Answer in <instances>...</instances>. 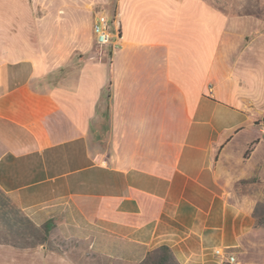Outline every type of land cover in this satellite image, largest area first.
<instances>
[{"label":"crops","instance_id":"1","mask_svg":"<svg viewBox=\"0 0 264 264\" xmlns=\"http://www.w3.org/2000/svg\"><path fill=\"white\" fill-rule=\"evenodd\" d=\"M29 1L0 45L11 204L118 260L264 264V20L211 0Z\"/></svg>","mask_w":264,"mask_h":264},{"label":"rangeland","instance_id":"2","mask_svg":"<svg viewBox=\"0 0 264 264\" xmlns=\"http://www.w3.org/2000/svg\"><path fill=\"white\" fill-rule=\"evenodd\" d=\"M108 1L106 6L113 10L116 0ZM211 2L219 9L245 10L264 20V0ZM30 4L29 0H0V45L4 46V30L11 38L19 23H28ZM107 105L105 100L104 106ZM41 240V232L0 194V264H140L108 258L91 249L88 242L68 239L64 234L51 233L45 245H41Z\"/></svg>","mask_w":264,"mask_h":264},{"label":"built area","instance_id":"3","mask_svg":"<svg viewBox=\"0 0 264 264\" xmlns=\"http://www.w3.org/2000/svg\"><path fill=\"white\" fill-rule=\"evenodd\" d=\"M94 37L97 46L100 48L109 47L111 52H115L119 49L120 41L122 40V33L120 24L116 21V18L112 19L106 13H100L97 15L94 24ZM262 133L264 134V113L260 122ZM216 255L224 256L223 250H216ZM226 264H241L237 256L233 253L226 255Z\"/></svg>","mask_w":264,"mask_h":264},{"label":"trees","instance_id":"4","mask_svg":"<svg viewBox=\"0 0 264 264\" xmlns=\"http://www.w3.org/2000/svg\"><path fill=\"white\" fill-rule=\"evenodd\" d=\"M109 99H110V95H106L105 96V100H107V102H108ZM105 114L108 116V109H106V113ZM0 194L7 200V203H9V205L18 212L19 215H22L20 213V211L18 209H16L11 204V202L9 201V199L4 195V193L1 190H0ZM24 218L26 219V221L31 226H33L39 232H41V234H42L41 245L47 244V242L49 241V238L51 236L52 230L54 229L55 226L54 225H51V224H46L42 228H37L26 217H24ZM108 258H110V257H108ZM112 259H114V258H112ZM116 260H118V259H116ZM122 261H124V260H122ZM125 262H127V261H125ZM131 263H134V262H131ZM135 263H140V264H179L176 261V259H175L174 255H173L172 251L168 247H166V246L160 247L158 250L153 251V252H150L143 261L135 262Z\"/></svg>","mask_w":264,"mask_h":264}]
</instances>
